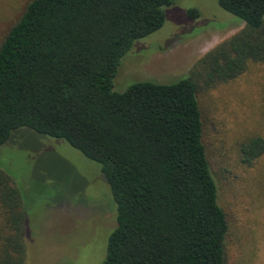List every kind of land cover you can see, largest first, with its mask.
<instances>
[{
    "label": "trees",
    "instance_id": "16d2710c",
    "mask_svg": "<svg viewBox=\"0 0 264 264\" xmlns=\"http://www.w3.org/2000/svg\"><path fill=\"white\" fill-rule=\"evenodd\" d=\"M174 0H29L0 41V147L18 129L99 166L115 207L102 264H226L228 214L204 144L200 98L264 63V0H218L244 26L172 83L113 90L135 41ZM240 163L264 138L240 143ZM25 213L0 170V264H25Z\"/></svg>",
    "mask_w": 264,
    "mask_h": 264
},
{
    "label": "rangeland",
    "instance_id": "374dc122",
    "mask_svg": "<svg viewBox=\"0 0 264 264\" xmlns=\"http://www.w3.org/2000/svg\"><path fill=\"white\" fill-rule=\"evenodd\" d=\"M28 1L0 0V41ZM243 26L218 0H174L161 28L122 58L113 90L186 77ZM200 101L204 144L230 222L226 264H264V155L247 167L238 152L248 138H264V63H250ZM0 170L12 179L25 213V264L103 263L115 207L96 163L61 140L22 128L0 147Z\"/></svg>",
    "mask_w": 264,
    "mask_h": 264
}]
</instances>
